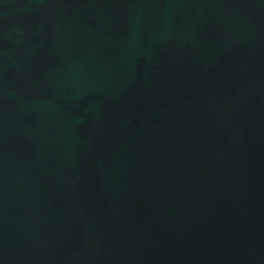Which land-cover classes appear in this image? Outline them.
Masks as SVG:
<instances>
[{"label":"water","instance_id":"obj_1","mask_svg":"<svg viewBox=\"0 0 264 264\" xmlns=\"http://www.w3.org/2000/svg\"><path fill=\"white\" fill-rule=\"evenodd\" d=\"M0 264H264V0H0Z\"/></svg>","mask_w":264,"mask_h":264}]
</instances>
